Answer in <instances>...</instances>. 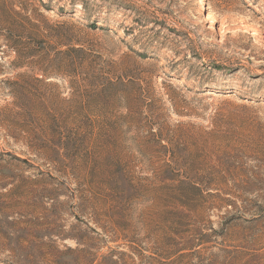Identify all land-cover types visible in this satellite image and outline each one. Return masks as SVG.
<instances>
[{"label": "rangeland", "instance_id": "374dc122", "mask_svg": "<svg viewBox=\"0 0 264 264\" xmlns=\"http://www.w3.org/2000/svg\"><path fill=\"white\" fill-rule=\"evenodd\" d=\"M0 0V264H264V0Z\"/></svg>", "mask_w": 264, "mask_h": 264}, {"label": "bare ground", "instance_id": "6f19581e", "mask_svg": "<svg viewBox=\"0 0 264 264\" xmlns=\"http://www.w3.org/2000/svg\"><path fill=\"white\" fill-rule=\"evenodd\" d=\"M201 1V5H202V8L205 9V0H200Z\"/></svg>", "mask_w": 264, "mask_h": 264}]
</instances>
